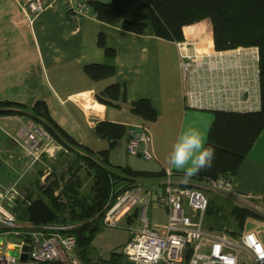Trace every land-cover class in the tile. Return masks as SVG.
I'll use <instances>...</instances> for the list:
<instances>
[{"label":"crops","instance_id":"crops-1","mask_svg":"<svg viewBox=\"0 0 264 264\" xmlns=\"http://www.w3.org/2000/svg\"><path fill=\"white\" fill-rule=\"evenodd\" d=\"M20 1L0 0V101L21 104L26 110L42 101L51 118L77 143L93 151L108 149L107 158L112 166L151 172L155 174L151 178L156 179H161L165 169L170 168L175 172L174 179L191 184L194 179L186 180L184 172L168 161L182 130L199 129L206 142L217 110L246 112L260 107L258 61L254 57L257 47L204 48L201 41H210L207 20L185 28L183 40L195 42L196 48L190 47L189 51L199 53V63L192 66L191 74L183 82L175 43L154 34L147 8L142 9L147 14L143 32L134 33L122 29L119 18L106 23L96 17H71L59 3L28 16ZM202 27H206V34ZM99 35L104 38L103 46L97 43ZM106 47L115 54L107 55ZM93 62L113 65L114 74L91 79L84 65ZM112 83L119 86L118 106L106 105L96 98ZM141 98L156 110L154 120H145L130 109V103ZM30 120L26 115H0V166L5 159L12 171L4 177L5 183L0 180V186L15 185L26 198L34 188L39 191L37 184L44 180L47 184L54 175L64 174L69 160L66 151L59 155L63 146L53 138L45 142L48 152L42 151L37 159L27 153L24 147ZM102 120L123 124L125 132L130 124H144L151 136L152 158L127 153L125 132L109 145L107 138L94 132L95 125ZM42 158L49 160L46 169L36 166ZM23 168H31L34 176L17 174ZM231 183L235 192L253 194L257 204L264 208V126L231 175ZM36 196L32 194L33 198ZM207 197L211 202L209 194ZM147 220L154 225L165 223L166 208L151 203ZM242 230L257 232L264 242V220L247 217ZM129 235L125 228L102 225L93 234L86 259L79 255L76 244L77 258L82 264H98L100 259H109L112 251H120Z\"/></svg>","mask_w":264,"mask_h":264},{"label":"trees","instance_id":"trees-1","mask_svg":"<svg viewBox=\"0 0 264 264\" xmlns=\"http://www.w3.org/2000/svg\"><path fill=\"white\" fill-rule=\"evenodd\" d=\"M94 17L106 23L121 20V28L134 33L143 32L147 8L151 27L156 36L168 40L185 39V28L207 20L209 38L201 41L204 48L225 50L238 46H255L258 50V79L260 88V107L255 111L235 112L217 110L208 131L206 147L215 149V158L210 168L193 175L195 181L218 175H233L245 158L249 148L264 126V0H109L108 2H91ZM206 34V27H202ZM97 43L104 45L102 35ZM109 56L115 51L105 48ZM85 73L94 80L109 77L115 68L107 63H88L84 65ZM119 86L109 84L101 94H96L99 102L106 105L116 102ZM19 106V107H13ZM130 109L145 120H154L156 110L147 99L141 98L130 103ZM26 115L34 124H39L56 142L63 146L59 155L69 156L67 168L60 177L51 179L47 184H37L40 197L57 213L60 222L79 223L68 232L76 237L77 251L86 259V252L93 234L102 227V213L115 195L127 185L141 177H153L154 173L132 170L128 167L112 166L107 158L108 149L93 151L77 143L49 115L46 105L37 101L26 110L21 104L12 101H0V115ZM94 132L112 140L124 134L125 126L107 120L98 122ZM80 169L92 179L87 191H83V181L78 175ZM54 174V173H51ZM65 175H68L65 178ZM62 181V184L59 182ZM124 184L120 187V184ZM58 189V193L55 191ZM30 200L34 199L28 193ZM21 202V201H20ZM19 201L15 206L21 207L26 215L25 205ZM207 213L210 202H208ZM235 230L240 232L247 217L264 218V214L246 207L232 206L230 209ZM135 214V212L133 213ZM131 218H127L130 222ZM209 229H214L207 226ZM226 231V230H225ZM120 251H112L109 259H100L98 264H126ZM58 264V263H56Z\"/></svg>","mask_w":264,"mask_h":264},{"label":"built area","instance_id":"built-area-1","mask_svg":"<svg viewBox=\"0 0 264 264\" xmlns=\"http://www.w3.org/2000/svg\"><path fill=\"white\" fill-rule=\"evenodd\" d=\"M109 0H21L19 5L30 16L47 6L63 5L71 17H94L91 2ZM178 67L182 81L198 64L195 42L174 40ZM237 48V47H236ZM258 61V50L254 54ZM25 150L37 159L45 150V142L52 138L39 126L28 127ZM126 151L145 159L152 158L151 136L142 123L126 127ZM48 152V151H47ZM175 172L166 168L161 179L141 177L112 195V201L102 213V225L125 228L130 235L120 248L126 264H264V242L253 230L231 234L225 230L205 227L203 219L208 207L205 191L228 198L234 205L259 212L263 210L251 193L240 195L233 190L231 175H218L183 184L174 179ZM18 201L26 206L31 200L21 194L15 185L0 186V264H82L77 258L76 237L66 225L47 223H18L14 207ZM162 205L167 210V221L154 225L147 220L151 204ZM135 212V214H133ZM263 213V212H262ZM130 217V222H125ZM28 250H23V245ZM14 246L17 248L14 249ZM16 250L17 255L9 254ZM26 253V259L20 255Z\"/></svg>","mask_w":264,"mask_h":264},{"label":"rangeland","instance_id":"rangeland-1","mask_svg":"<svg viewBox=\"0 0 264 264\" xmlns=\"http://www.w3.org/2000/svg\"><path fill=\"white\" fill-rule=\"evenodd\" d=\"M0 124H1V122H0ZM35 125L39 126L37 124H34L31 120L29 121V123H27V126L29 128L30 127L33 128ZM1 127L3 128L2 124H1ZM39 127H41V126H39ZM1 132L2 131L0 130V136L2 135ZM11 138L13 140H15L14 136ZM51 160H54V158H52ZM36 166H37V168L41 167V168L46 169L49 166V160L47 161L44 158H42V161H40L39 164ZM37 168H35V169H37ZM7 172H8V175H10L12 171L8 167V164L6 163V161L4 159V160H2V163L0 166V180L3 181V183H5L4 177L7 175ZM17 174H21L24 177H30V175L34 176L33 175L34 173L31 170V168L20 169ZM79 175L82 177L83 190L87 191L90 184H91L92 179L86 175V172L83 169L80 170ZM42 182H43V184H45L46 180H44ZM205 193L207 195L209 194V196L212 198V200L210 202L209 212L207 213V210H206V213L204 215V219H203L204 225L211 226L214 228V230H224L225 228H229V227L234 229V227H236V225H235L234 221L232 220L231 213H230V209L232 207V204L230 201H228V198L223 197L222 195H220L218 193H214V192L205 191ZM32 194L33 195H39L40 192L34 188ZM20 203H21L22 208H23L24 207L23 201H21ZM7 207L15 213L16 220L18 223L28 222L27 214L25 215V213L23 212V209H21V207H17V206L12 207L10 204H8ZM260 208L263 210L262 212L264 214V208H262V207H260ZM262 212H260V213H262ZM259 219L264 220V218H259ZM54 223L66 225L67 230H70V228H73L79 224V223H70V222H60L59 220L54 221Z\"/></svg>","mask_w":264,"mask_h":264},{"label":"clouds","instance_id":"clouds-1","mask_svg":"<svg viewBox=\"0 0 264 264\" xmlns=\"http://www.w3.org/2000/svg\"><path fill=\"white\" fill-rule=\"evenodd\" d=\"M214 158L215 149L205 146L203 132L188 127L182 130L168 161L174 168L182 170L187 180L200 171L210 168Z\"/></svg>","mask_w":264,"mask_h":264},{"label":"water","instance_id":"water-1","mask_svg":"<svg viewBox=\"0 0 264 264\" xmlns=\"http://www.w3.org/2000/svg\"><path fill=\"white\" fill-rule=\"evenodd\" d=\"M27 219L32 223H47L53 222L58 218L57 213L45 202L44 199L37 197L32 199L25 207ZM2 237H0V242ZM17 247L14 246V249ZM23 250H28V245H23ZM9 254L16 256L18 253L16 250H9ZM21 260L26 259V253L20 255Z\"/></svg>","mask_w":264,"mask_h":264},{"label":"bare ground","instance_id":"bare-ground-1","mask_svg":"<svg viewBox=\"0 0 264 264\" xmlns=\"http://www.w3.org/2000/svg\"><path fill=\"white\" fill-rule=\"evenodd\" d=\"M84 103V102H83ZM85 104V103H84ZM88 105H90V104H88ZM86 106V105H85ZM90 108V107H89ZM87 109V108H86Z\"/></svg>","mask_w":264,"mask_h":264}]
</instances>
